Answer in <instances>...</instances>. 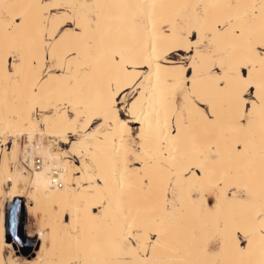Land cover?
I'll return each instance as SVG.
<instances>
[{
	"label": "snow or ice",
	"instance_id": "1",
	"mask_svg": "<svg viewBox=\"0 0 264 264\" xmlns=\"http://www.w3.org/2000/svg\"><path fill=\"white\" fill-rule=\"evenodd\" d=\"M8 184L0 264H264V0H0Z\"/></svg>",
	"mask_w": 264,
	"mask_h": 264
},
{
	"label": "rangeland",
	"instance_id": "2",
	"mask_svg": "<svg viewBox=\"0 0 264 264\" xmlns=\"http://www.w3.org/2000/svg\"><path fill=\"white\" fill-rule=\"evenodd\" d=\"M25 200H21L20 203L14 205L12 208L7 210V235L6 237L9 239L11 238L12 242H15L16 238H19L23 243L20 245L22 247H27L31 244L33 251L36 252V239L29 238L25 239L24 236L21 237L19 234V230L22 227V221L25 223L23 230L25 231H32L33 230V223L32 214L28 215L26 208L24 206ZM34 215V214H33ZM34 216H42L40 211L35 212ZM23 218V220H22ZM32 224V225H31Z\"/></svg>",
	"mask_w": 264,
	"mask_h": 264
},
{
	"label": "bare ground",
	"instance_id": "3",
	"mask_svg": "<svg viewBox=\"0 0 264 264\" xmlns=\"http://www.w3.org/2000/svg\"><path fill=\"white\" fill-rule=\"evenodd\" d=\"M9 192H11L10 184L5 186V190L3 192H0V235H3L5 240H9L6 237V235H7V229H6L7 228V224H6V222H7V220H6L7 219V216H6L7 210L12 208L14 205L20 203L21 200H25L24 206L26 208L28 215L32 214V220L34 221L33 225H35V223L37 221L42 220L44 218V215H45L44 212L42 210H40L42 216L41 217L40 216L39 217L34 216L35 212H37V211L31 210V206L29 203L28 196L20 195V194L8 195L7 193H9ZM29 238L36 239V243H37V238L35 236H29Z\"/></svg>",
	"mask_w": 264,
	"mask_h": 264
},
{
	"label": "water",
	"instance_id": "4",
	"mask_svg": "<svg viewBox=\"0 0 264 264\" xmlns=\"http://www.w3.org/2000/svg\"><path fill=\"white\" fill-rule=\"evenodd\" d=\"M22 220H23V218H22ZM24 225H25V223L22 221V227L19 230V234H20L21 237L24 236V230H23Z\"/></svg>",
	"mask_w": 264,
	"mask_h": 264
}]
</instances>
